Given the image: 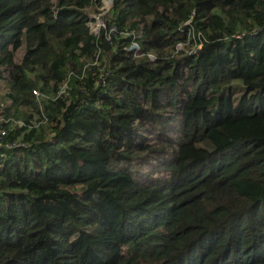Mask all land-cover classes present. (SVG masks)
<instances>
[{"label": "trees", "instance_id": "1", "mask_svg": "<svg viewBox=\"0 0 264 264\" xmlns=\"http://www.w3.org/2000/svg\"><path fill=\"white\" fill-rule=\"evenodd\" d=\"M101 1L0 0V264H264V0Z\"/></svg>", "mask_w": 264, "mask_h": 264}, {"label": "built area", "instance_id": "2", "mask_svg": "<svg viewBox=\"0 0 264 264\" xmlns=\"http://www.w3.org/2000/svg\"><path fill=\"white\" fill-rule=\"evenodd\" d=\"M113 6V0H102V5L100 8V12L94 14H91L90 16V21L88 23V26L91 29V32L96 35L100 36L103 32H105L108 36V39L110 41L111 35L116 31V28H111L109 30L108 24L106 22L105 16L107 13L112 9ZM136 50L137 52L140 50V47L137 43H133V45L130 47V51ZM184 51L186 54H191V51H187L186 47L182 44H180L177 47V52ZM148 57L152 60L155 61L156 57L154 55H148ZM35 95H39L38 91H34ZM7 124V122H5ZM2 124V123H1ZM7 135V132L5 129L0 127V139L4 138ZM20 146V145H18Z\"/></svg>", "mask_w": 264, "mask_h": 264}, {"label": "rangeland", "instance_id": "3", "mask_svg": "<svg viewBox=\"0 0 264 264\" xmlns=\"http://www.w3.org/2000/svg\"><path fill=\"white\" fill-rule=\"evenodd\" d=\"M100 8H101V6L97 7L96 10L99 11ZM99 12H100V11H99ZM91 13L94 14V15L96 14V13H94V9L91 10ZM1 115H2V112L0 113V124H1V123H5V122H3L5 118H4V116H1Z\"/></svg>", "mask_w": 264, "mask_h": 264}, {"label": "clouds", "instance_id": "4", "mask_svg": "<svg viewBox=\"0 0 264 264\" xmlns=\"http://www.w3.org/2000/svg\"><path fill=\"white\" fill-rule=\"evenodd\" d=\"M101 5H102V1H101ZM101 5H100V6H101ZM112 7H113V6H112ZM98 12H99V11H98ZM109 12H110V11H109ZM109 12H108V13H109ZM108 13H107V14H108ZM91 14H92V13H91ZM91 14H90V15H91ZM105 17H106V16H105Z\"/></svg>", "mask_w": 264, "mask_h": 264}]
</instances>
